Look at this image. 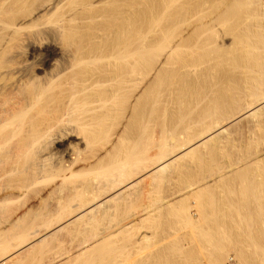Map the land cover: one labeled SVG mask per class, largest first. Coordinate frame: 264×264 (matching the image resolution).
I'll list each match as a JSON object with an SVG mask.
<instances>
[{"label":"rangeland","instance_id":"rangeland-1","mask_svg":"<svg viewBox=\"0 0 264 264\" xmlns=\"http://www.w3.org/2000/svg\"><path fill=\"white\" fill-rule=\"evenodd\" d=\"M72 1L62 2V14H65V17L77 6H74ZM91 1L93 0L89 3ZM108 1L110 0H94L95 3H90L94 4L91 8H88V3L85 7L88 9L82 16L87 21L81 20L84 22L80 23L78 20V24L75 23L78 21L67 24L70 28H77V31L82 27L79 28V39L86 43L91 42V46L95 42L90 35L100 34L99 37H103V40L99 39L101 44L98 41V45L100 44L102 49H105L107 40L101 30L108 21L103 15L112 8ZM112 1L109 4H112ZM131 1V5L136 2L132 5V15L135 18H132L133 36L137 35V32L139 35L134 36L139 38L138 40H132L134 63L140 60V55L146 59L140 62L142 67L135 71L133 78L131 77L130 95L133 98L131 97L129 103L131 108L125 110L126 112L129 109L128 113L121 111L120 115H116L118 117L114 115L108 119L103 116L105 111H100L98 116L95 114L94 121L90 113V117L88 114L77 113L69 118L68 126L80 128L85 139V145L81 146L78 152L79 166L75 169L81 171L64 180L61 175L71 172L52 168V173L47 171L45 180L28 196L25 191L21 195L19 186L28 178L25 170L28 167L27 155L22 151H25L22 146L28 139L29 132L35 128H45L44 120L58 115L69 104L67 96H55L61 86V80H58V86L56 81V85L50 88L52 93L49 90L51 94H47L42 100L46 102L39 103V106L32 108L27 114L22 123V132L9 140L8 150L13 153H5L6 157L10 155L7 158L11 163L6 170L5 186L11 191L7 202L2 201L0 195V251H4L3 254L10 251V255L17 252V247H24L21 244H30L31 236H37V239L31 245L33 248H26L15 259L5 264H54L56 253L65 260L61 258L60 264H264V111L258 117L243 118L225 127L228 130L224 135L222 133L221 137L219 135V139L217 137L218 143L216 140L214 145L209 142L211 146L207 144V148H199L197 155H191L194 159L189 156L183 157L185 160L181 158L175 161L176 164H171L163 175L147 177L145 180L138 176L139 172L146 168L145 165L149 169L156 167L155 161L158 160L155 159L161 154L162 146L175 152L187 141L192 140L195 143L199 133L203 134V131L206 132L209 127L215 125L214 123L219 121L226 126L230 119H237L246 112L247 106L257 102V97L258 100L264 99V32L261 31L264 29V0ZM55 17V20L59 18ZM93 18L98 20L97 26L93 23ZM97 29H101V32ZM261 33L262 36L259 35ZM86 37L93 40H87ZM0 38V49H3L9 37L4 35ZM86 43L84 46L82 43V47L86 48ZM73 44L75 47L78 43ZM87 66L83 65V68L86 69ZM90 66L86 70H90ZM81 80L80 83L83 81ZM106 89L101 88L104 91ZM108 90L105 93L110 91ZM53 92H56L55 95ZM78 99L82 104L85 95L79 96ZM40 104L46 108L45 111L48 110L49 119L47 113L39 112V108L43 109ZM83 105L84 103L80 112L85 113L89 107ZM110 105L112 110L115 108L113 111H119V105ZM213 111L218 112L215 115ZM86 123L92 124L84 127ZM111 157L118 161L114 163V172L111 171L110 165L108 166ZM140 161L143 169L139 168ZM132 167L133 170L137 168L135 172L139 169V172L136 174L133 171V174L130 171ZM126 170L130 171V174L132 172V176L137 175V180L142 183L136 181V186L126 192L127 196H124V193V197L120 195L112 200V204L107 203L109 210L104 208L107 206L105 204L100 210L97 209L96 214H93L94 211L82 221L73 222L75 220L68 218L69 221L66 222L67 215L62 208L63 205H68V198L72 201H76L78 197L79 200L84 196L90 198L93 188L119 180V175L121 177ZM53 173L55 175H52ZM0 176L1 188L2 169ZM76 186L79 190L75 189ZM78 191L84 194L76 195L79 194ZM28 197H33L34 200L27 202L25 213L21 211L24 218L17 221L15 217L7 214L6 208L17 207L19 203L24 207ZM71 204L74 205L73 202ZM12 208L8 211H14ZM92 215L97 217L91 218ZM61 217V222L65 220L63 226L55 227V230L50 228L53 230L47 233L45 225L60 224ZM86 221H89L91 227ZM43 227L45 230H42ZM36 230L40 231L39 234L47 235L38 236ZM68 231H75L78 236L81 232L82 235L76 240L77 244L88 242L90 239V247L85 250L92 246L95 248L77 258V249L70 248L72 253L69 254L72 255L66 258L65 252L70 247L66 236ZM26 233L27 235H24ZM20 237L22 242L29 240L28 243H21ZM144 237L148 238V243ZM208 240L211 243H208Z\"/></svg>","mask_w":264,"mask_h":264},{"label":"bare ground","instance_id":"bare-ground-1","mask_svg":"<svg viewBox=\"0 0 264 264\" xmlns=\"http://www.w3.org/2000/svg\"><path fill=\"white\" fill-rule=\"evenodd\" d=\"M73 1L75 3L74 6H76V5L77 6L74 9L72 8L73 9L72 11L70 10V14L68 17H65V14H62V8L64 7L63 6L64 4L62 3L63 0H0V37H2L4 35L9 37L7 44L4 45L5 47H3V49L2 48L0 49V170L2 169V184H1V188H0V195H2V201H4V202H7L8 199H10L9 196H10V191H11L8 186H5V181L7 179L6 170L11 164L9 159L7 158L10 155H7V157H6V154L12 152L10 149L8 150V148L10 147L8 145L9 140H11L14 135L22 132V123H23L25 117L27 116V114H29V112L32 110V108H35L39 103L46 102V101H42V100L44 99V97L47 94L52 93V90H50V88L53 87V85H56L58 83V80L62 81L61 86H59L60 89L59 88L57 89V87H56L57 93L53 92V94L55 95V93H56L55 96L57 98H59V97L65 98L67 96L69 98V104L67 105V108L61 110V112L58 115L52 116L53 115L52 114L51 115L52 117L50 119H49L50 116L48 117V113H49L48 110L45 111L46 108H44V106H42V104H40V106L43 107V109L39 108L40 109L39 112L40 113H44V112L47 113L46 116L48 117L49 120H46L47 118L46 119L44 118L45 119L44 121L46 122V124L45 125L43 124V125L45 128L40 129V130L35 128V130L29 132V134H28L29 137L25 141L24 145L22 146L23 148H25V151L24 150H22V151L24 153L26 152V155H27L26 156V164L28 167L26 166L27 169H25V170L28 173V178L22 182L23 183L22 186L21 185L19 186V187H21L20 190H22L21 195H23V191H25L27 194L26 196H28L32 192V190L34 188H36V186H38V184L40 182H43L45 180L44 178L47 176L46 172L47 171L51 172L52 168L57 169L59 171L60 170L70 171L71 174H66L65 172L64 173L62 172L63 174L61 176L64 180H67V179H70L71 177H74V175L76 173H79L81 171V170L76 171L75 169L79 166L78 152H80V147L85 145V139L82 136L83 131H80V128H73V127L68 126V121H69L70 117L74 116L77 113L81 114V115H85V114L90 113V114H92L90 116L93 117L92 120L94 121L95 114L98 116V114H97L98 112H100V111L104 112L105 111L103 116L105 115L108 119H110L114 115L115 116L120 115L121 111L125 112V110L128 107L131 108L130 107L131 104H129V103H131L130 101L132 100L131 97L133 98V96L130 95L131 79L133 78L132 76H134L133 74L136 73L135 71H137L138 68L140 69L142 67V66H140V62L142 63V61L145 58L144 56L140 55L139 56L140 60H138V61H136V63H134V54H133L132 42L139 39V38L138 39L135 38L138 35V32H137V35H134L135 37L133 36V27L134 26H133L132 18L134 16L132 15V11H133L132 5L136 4V2L133 0L134 4L132 3V5H131V2H132L131 0H113L114 2L112 1V4H109V3H111L110 2L111 0L108 1L109 2L108 5H112V8L110 7L109 11L107 13L105 11H103L106 13V15L104 14L103 17L106 16L107 18L106 17L105 18H106V20L108 19V21H107V25L106 26L103 25L104 28L102 30L100 29L101 31L104 32V34L106 36L105 39L107 40L106 44L104 42V44L106 45L105 49L104 48L102 49L99 46L101 44L100 40H103V37H102V39H100L101 38V37H99L100 34L97 33L98 31H100L99 29H97L98 31L96 32L98 35L94 34V33H92L93 35H90L91 33L89 34L91 37H93L94 40L91 38L93 40V42H95L91 46V42L87 41V43H86V41L79 39L81 37V35H79V31L81 29L79 30V28H82V27H79L78 31H77L76 30L77 28H70L71 26L67 25L70 22H75L78 20L80 21V23L87 21L82 16H84V14L86 12L85 10H87L89 7L91 8V6L94 5V4L93 5L90 4L91 2L95 3L94 0L91 1L90 3H89L90 0H73ZM73 1H72V3H73ZM88 3L90 4V6H88V8H85V7H87L86 5H89ZM56 14H58L57 16L59 18L55 20V19H53V17H55ZM66 14H68V13H66ZM262 14L264 15L263 8H262ZM95 15L96 14H93V16H95ZM136 16H137V14H136ZM63 17H65V18H63ZM96 17H98V16H96ZM133 19H135V18H133ZM81 20H84V21L82 22ZM96 20L97 19H94L93 23L95 22V24H96V22L98 21V20L97 21ZM79 21L75 22V23L78 24ZM87 24H89V23H87ZM85 25H86V23H85ZM97 25L98 24H96V26ZM262 26L264 27V25H262ZM74 27H76V25ZM99 27H100V25H99ZM263 27H261V28H263ZM93 29H95V28H93ZM83 30H84V28H83ZM83 30H82V32H83ZM95 30H93V32H95ZM261 31L264 32V29ZM262 33L259 35L262 36L263 35ZM80 34H81V31H80ZM90 36H89V38H90ZM91 39L87 38V40H91ZM83 41L86 43L87 47L90 46V48L87 49L86 45H85L86 48L82 47V43H83V46L85 44ZM98 41L100 42L99 45H98ZM262 41H264V40H262ZM73 42L78 43V44H76L77 46L74 47ZM88 43H90V45ZM104 44H103V46H104ZM101 47H102V45H101ZM138 64L140 67L137 66ZM83 65H85V67H86V65H88V66L91 65L90 70H86L87 68H89L88 66L86 69H84L85 67L83 68ZM141 65H144V64H141ZM91 67L93 69H91ZM174 69H175V67H174ZM178 69H179V67H178ZM183 69H184V67H183ZM84 74H86V75H84ZM83 76H86L87 78L86 77L84 78ZM80 77H82L81 79L83 80L82 81L81 79H79L82 81L81 83L78 80V78H80ZM55 82H56V84H55ZM183 83H182V85H183ZM186 83L187 82H185V84ZM259 84H261V83H259ZM57 86H58V84H57ZM101 88L102 89L108 88L110 91L108 89H106L109 92L105 93L106 90L105 91L101 90ZM49 90L51 91V93L48 92ZM184 90H186V89H184ZM83 94L85 95V99L82 100V104L84 103V105H87L89 107L88 111H86L85 113L83 112L84 114L82 112H80L82 109V107H81L82 104L80 101H78L79 100L78 97L83 95ZM252 95H254V94L252 93ZM255 101H256V99H255ZM112 103L119 105L118 106L119 111H117V110L113 111L115 108L112 110L113 107L110 105ZM109 105H110V107H109ZM247 107H246L247 110L245 109L246 112L243 115L239 116L237 119L235 118L234 120L230 119V121L227 123L226 126L223 124V122L220 123L218 121L222 117L219 118L217 120L219 123L218 122L214 123L215 125L212 126L211 128L209 127V129L206 132L203 131V134H201V133H199L200 135L198 134L199 135V136H197L198 138L196 137L197 141L194 139V141H196L195 143L192 142V140H191V142L190 141H187V143L184 142L185 145L179 146L177 148L178 150L175 152L170 151L168 149V147H166V146H162V150H160L161 154H159V157L157 159H155V160H158V162L155 161L156 164L152 162L153 165L154 164L156 165V167L153 166L152 168L149 169V168H147L148 166L145 165L146 168L143 169L144 166H141V161H140L139 162V165H140L139 168L143 169V170L141 172H139V169L137 170L139 172L138 176L140 177V179L145 180L147 177H152V176L156 177L159 175H163L164 173L167 172L169 166L171 164L175 163V161H178L181 158L183 160L184 159L183 157L189 158V156L191 157V155H195V154L197 155L196 151H199L198 150L199 148L206 146L209 142H210V144H212V142H213V145H214V142L217 140V137L219 135L221 137L222 133L224 135V132H226L228 130V129L226 130L225 127L230 126L233 123L235 124V122L240 121L243 118L258 117L259 114L263 113L262 111H264L263 110L264 109V99L261 98L260 100H258V97H257V102L251 103ZM213 112L215 113V111H213ZM216 113H215V115H216ZM239 115H240V113H239ZM88 116H89V114H88ZM116 117H118V116H116ZM96 118H98V117H96ZM91 124L86 123L83 126L86 127V126L91 125ZM37 127H39V126H37ZM227 134H229V133H227ZM121 137H122V135H121ZM164 137H166V135H164ZM220 137H218V139ZM120 138H118V139H120ZM222 138H223V136H222ZM163 140H162V142H163ZM212 140H214V141H212ZM218 141L219 140H217V143H218ZM160 144H162V143H160ZM163 145H165V143ZM209 146H211V145H209ZM13 148H15V147H13ZM206 148H207V146H206ZM222 149H223V147H222ZM8 151H11V152H8ZM127 153L129 154V152H127ZM126 158H128V157L126 156ZM191 158L194 159L195 157L193 158V156H192ZM115 161H117L115 159V157H111L109 159V163H108V166L110 165V169L113 172L116 171L115 164H114ZM50 162H51V164H50ZM136 164H138V163H136ZM136 164H135V166H136ZM52 165H54V166H52ZM133 165L129 164V166H133ZM139 165H137V166H139ZM147 165H149V164H147ZM135 166H133V167H135ZM126 167H128V166L126 165ZM133 167H132V170H130V171L135 172V170L137 168L135 170H133L134 169ZM245 167H243V169ZM110 169L108 171H110ZM122 169L120 171H122ZM124 169H128V168L124 167ZM129 169H131V168H129ZM57 170H55V171L59 172ZM126 171L125 172L127 174L124 173L121 175V177L119 175V178H120L119 180L109 181V183L106 182V184H104L101 187L97 186L96 188H93V191L91 192V195H90L91 197L89 198V196L88 197L86 196L88 199H86V197L84 196V198H81V200H79L78 199L79 197H78L77 199L79 201L77 202V199H76V201L75 200L72 201L70 198H68V200H67L68 205H65V206L63 205V208H62V209H64V213H66V215L68 216V217L64 216L66 219V222L68 223L69 220H75L73 222L82 221L83 218H85V217L88 218V215H91L92 212L95 211V213H93V214H96L97 209L100 210L99 208L104 207L105 204L108 207L105 205L106 207H104V208L108 209L109 204H107V203H111L112 200L117 199L118 196L119 197H120V195L123 196L124 193H125L124 196H127L128 195L127 193L130 191V189H133V187L136 186L135 183H136V181H138L137 178H139V177L137 175L132 176V172L130 174L129 173L130 171H128V170H126ZM137 171L135 172L136 174L138 173ZM146 171H148V172H146ZM113 172H112V174H113ZM134 172H133V174H134ZM144 173H146V174H144ZM48 175L51 176L50 174H48ZM52 175H55V174L53 173ZM56 175H58V174H56ZM69 175H70V177H68ZM0 178H1V176H0ZM47 179H48V177H47ZM138 182H137V185H138ZM139 183L141 184L142 182H139ZM196 185H198V184H196ZM257 186H259V185H257ZM77 187L78 186L75 187L76 190L78 189ZM139 191H141V190H139ZM142 191H143V189H142ZM78 193L79 194H76V195H83L84 194V193L81 194L79 191H78ZM144 195H145V193H144ZM194 195H196V193H194ZM69 197H70V195H69ZM123 197L121 198L122 200L124 199ZM28 198H29V200H28ZM28 198H27L28 201H25V204H24L25 206L24 207L22 206L23 208L21 207V205L19 203L20 207H19V205H17V207L15 206L14 208L11 207L12 210L14 209V211H12V212H10L11 210L8 211V209H11V208H6L7 210L5 209V211H7V214L9 213V216L11 215L12 217H15V219H17V221H20V219H22V217H23L22 212L24 211V209L26 208L28 203H31L30 201L34 200L33 197H28ZM131 200H132V197H131ZM71 202H73L74 205H72ZM108 210H106V211H108ZM111 210H112V208L110 209V211ZM157 210H159V208ZM27 212H29V211H27ZM148 212L149 211H147V213ZM156 212H158V211H156ZM2 213L5 214V212H2ZM23 213H25V211ZM154 214H155V212H154ZM97 215H98V213H97ZM97 215H96V217H97ZM26 216H27V214H26ZM148 216H150V214ZM92 217L96 218L95 215H92L91 218ZM68 218H69V220H68ZM57 219H59V218H57ZM61 220H62V217L60 219V224L56 223L57 226H55L56 224L52 225L51 224L52 221L50 222L51 226L45 225V226H47V227H45L43 225L46 228V230L44 229V227L42 230H45L47 233H49L50 231L53 230V229L51 230L50 228H54V230H55L57 227L63 226L65 220H64V222H61ZM150 220H148V221H150ZM57 222H59V220ZM87 223H89V221ZM87 223H86V225H87ZM69 225H71V224H69ZM88 225H90V227H91L90 223ZM48 226H49V228H48ZM136 229H138V228H136ZM39 230L42 231L41 229H39ZM40 231H37V233L39 234ZM45 231H43V232H45ZM34 233H36V232H34ZM47 233L46 234L41 233V234L47 235ZM57 233H58V231H57ZM67 233L68 234L67 235L65 234V235L68 236L67 240H69V242H67V243H68V246H70L69 249L70 248H72V250L77 249L76 252L79 253V255H77L76 258L84 256L87 251L95 248L94 246H92L90 249L85 250V249L90 247V246H88V243H91V242H89L90 239L88 240V242H84V243L82 242V240H80V242H82V243L77 244L76 240H77V238L80 237V235H82L81 232H80V234L78 233L79 236L76 235L77 232L75 233V231L74 232L68 231ZM41 234H39L38 236H40ZM24 235H27V233ZM24 238H25V236L23 237V239ZM26 238H27V236H26ZM39 238H38V240H39ZM129 238H131V237H129ZM144 238L146 239L147 237H144ZM144 238L142 240L145 242ZM31 239H32V241L33 240L34 241L33 242L29 241ZM36 239H37V236H36V238H34V236H31V238L28 240L31 243L28 245L21 244L22 246L24 245V247H21V245H20L21 249H19L16 245H14L17 247L18 250L15 253H12V254L10 253V255H9L10 251H8V252L5 251L6 252L5 254H3L4 251L3 252L0 251V264H5L6 262L15 259V257L18 254H20V252H22L26 248L30 247L31 245H33L35 243ZM147 239H146V243L149 242V240H147ZM190 239H191V237H190ZM20 240H21V243L24 242V241L22 242L21 237H20ZM56 240H54V241H56ZM86 240H87V238H86ZM28 241L27 242L25 241L24 243H28ZM78 241H79V239H78ZM95 242H96V240H95ZM213 242H215V241H213ZM192 243H194V240ZM208 243H211V242H209V240H208ZM57 244H59V243H57ZM65 245H66V242H65ZM59 246H60V244H59ZM28 249L26 251H28ZM68 250H67V252H65V255L63 254L64 256H66V258H69L68 255H70V256L72 255V254H69L70 252L72 253V250L70 249L69 252H68ZM82 251H85V252H82ZM141 251H143V250H141ZM63 252H64V249H63ZM73 252L75 253V251H73ZM55 255H54L55 257L53 258L54 264H60V261L63 258L60 257L61 255H59V254L57 255V253ZM74 255H76V254H74ZM91 259H92V257H91ZM76 260H79V259H76ZM74 261H75V259H74ZM67 262L69 263V261H67Z\"/></svg>","mask_w":264,"mask_h":264}]
</instances>
